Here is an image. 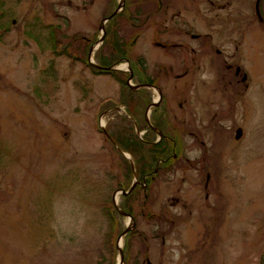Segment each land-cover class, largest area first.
I'll return each instance as SVG.
<instances>
[{"label": "rangeland", "instance_id": "rangeland-1", "mask_svg": "<svg viewBox=\"0 0 264 264\" xmlns=\"http://www.w3.org/2000/svg\"><path fill=\"white\" fill-rule=\"evenodd\" d=\"M111 3L0 0V264H120L119 247L123 264H264V33L249 37L253 51L243 68L253 78L240 101L236 82H221L219 67L147 90L153 102L161 93L184 136L187 168L155 178L152 217L137 199L133 227L116 207L128 191L124 160L134 163L111 137L130 130L126 107L116 106L121 84L84 64L90 48L74 39L94 36L98 64ZM147 35L137 46L145 74L160 69ZM110 43L107 33L102 55ZM124 61L115 64L122 79ZM135 75L127 80L133 90L142 73ZM239 125L245 137L235 143ZM133 175L129 188L139 183Z\"/></svg>", "mask_w": 264, "mask_h": 264}, {"label": "flooded vegetation", "instance_id": "flooded-vegetation-1", "mask_svg": "<svg viewBox=\"0 0 264 264\" xmlns=\"http://www.w3.org/2000/svg\"><path fill=\"white\" fill-rule=\"evenodd\" d=\"M111 2V8L107 9L104 18L113 17L107 22L105 30L106 35L109 33V36L113 31L117 32L116 37L114 34V42L119 49L127 53L126 57H120L121 55L118 57L128 61L139 59L146 68L145 58L137 53V46H140V40H143L147 33L149 34L148 49L157 52L155 61H158L160 69L158 72H146L145 79L150 80L151 83H160L168 78H193L194 70L199 72L202 68L213 70L219 67L217 73L221 82H236L238 91L234 98L237 101L243 99L239 91L242 90V86L248 90L253 78L243 68V62L249 60V54L253 51L252 43L248 40L255 37L259 31L264 33V0H116L115 2L111 0ZM202 2H205L209 9L201 8ZM196 5H198L196 8H191ZM117 17L120 20L112 22ZM214 29L218 30L214 31ZM106 35L99 49L100 54H95L100 66H103L100 64V59L108 58L113 61L117 58L113 56L115 48L102 55L106 48ZM74 37L76 41H81L84 46L90 48L89 61L91 49L97 40L94 36L76 38L75 35ZM242 49L245 51L244 58ZM175 67H180L181 75L176 73ZM246 104L250 109L254 108L253 104L256 106L252 97L246 98ZM165 108L172 123L168 107ZM151 128L161 136L158 139L160 141L162 133L153 124ZM244 129L243 125H239L234 128V137V133H230L235 143L243 141ZM238 130L242 131L240 139H237ZM185 133L188 136L195 135L192 130L191 132L186 130ZM181 136L184 137L182 134ZM186 150L185 145L184 153ZM184 159H186L185 155L182 161ZM182 161L181 168L186 170L187 167Z\"/></svg>", "mask_w": 264, "mask_h": 264}, {"label": "trees", "instance_id": "trees-1", "mask_svg": "<svg viewBox=\"0 0 264 264\" xmlns=\"http://www.w3.org/2000/svg\"><path fill=\"white\" fill-rule=\"evenodd\" d=\"M120 20L118 17L115 18L112 22ZM114 34L116 37V31L112 32L110 38V45L115 48L113 51L114 57H117L115 60L111 61L108 58L100 59V64L103 66H113L114 64H119L124 59L120 57H125L127 53L125 51H120L118 45L114 42ZM51 43L54 46L58 45L54 34L52 35ZM57 43V44H56ZM84 50H86L84 48ZM88 55V50H86V56ZM118 55H121L118 57ZM109 60V61H108ZM114 61H116L114 63ZM134 73L141 72V84H152L158 86L157 83H151L150 80L145 79V73L143 72V62L141 60L129 61ZM83 63L90 66L92 71L96 75L109 74L116 78L121 84V95L119 98L118 104L111 102L106 104L103 108H111L121 105L126 107V111L129 116L133 117L136 120V125H133L132 122L127 118L123 117L122 119L126 122H129L130 130L117 128V131L114 135H111L113 140L117 145H119L123 151H126L131 154L134 163L124 160L127 175V188L130 189V183L133 180V174L138 178L139 182L146 185V188L143 189L140 185H137L130 193V195L125 196L124 202L121 205V209L131 215L134 220H137L136 215L130 211L131 207L137 199L142 200L143 213L148 211L146 214L147 217H152L149 214L150 205H151V191L154 185V180L160 174L165 172H170L175 168H181L180 161L184 155L185 143L184 138L181 136V131L179 128L171 123L167 115V109L165 106L154 108L152 111V123L154 127L162 133V139L158 141L157 133L149 127V124L146 121V111L149 106L152 104V99L150 97L147 89L133 90L128 84L127 80L130 78V74H123L124 78H120L119 73L116 72H105L100 69H96L91 66L85 58ZM139 65V66H138ZM136 130V132H135ZM138 131V132H137ZM139 132H145V135L140 137ZM174 156H177L175 158ZM157 169V172L155 171ZM142 193H147L145 198H142ZM142 207V206H141ZM142 213V212H141Z\"/></svg>", "mask_w": 264, "mask_h": 264}, {"label": "water", "instance_id": "water-1", "mask_svg": "<svg viewBox=\"0 0 264 264\" xmlns=\"http://www.w3.org/2000/svg\"><path fill=\"white\" fill-rule=\"evenodd\" d=\"M116 14V13H115ZM114 14V15H115ZM112 17L113 16H110L109 18H107V19H105L104 20V22H103V24H102V29H103V31H104V28H105V26H104V23L105 22H108L110 19H112ZM104 33H105V31H104ZM93 65V64H92ZM96 68H98V69H100V70H102V71H114L115 69L113 68V67H109V68H104V67H100V66H95ZM133 79V73L131 72V76H130V80H132ZM129 80V81H130ZM129 83V82H128ZM130 84V83H129ZM142 87H147V88H155V87H152V86H148V85H145V86H142ZM141 86H138V88L137 89H139V88H142ZM160 97H161V99L160 100H162V95L160 94ZM159 100V101H160ZM159 102H154L153 103V107H156L157 105H159L158 104ZM147 121L150 123V119H148L147 118ZM241 136H242V131L241 130H238V132H237V139H240L241 138ZM136 187V182L133 184V186L130 188V190L128 191V192H123V194L126 196V195H129L130 193H131V191L134 189ZM115 200V199H114ZM117 207V209L119 210V212L122 214V215H125V216H127V217H130V220L133 222V224H132V226L134 227L135 226V223H134V219L130 216V215H128V214H126L125 212H123L118 206H116ZM132 230V228H127L126 230H125V232L122 234V236H125V235H127L128 234V232L129 231H131ZM119 252H120V256H121V260H120V264H123V261H124V255H123V250H122V248L121 247H119ZM148 264H151L150 263V261H148Z\"/></svg>", "mask_w": 264, "mask_h": 264}, {"label": "bare ground", "instance_id": "bare-ground-1", "mask_svg": "<svg viewBox=\"0 0 264 264\" xmlns=\"http://www.w3.org/2000/svg\"><path fill=\"white\" fill-rule=\"evenodd\" d=\"M124 68H127V66H124ZM155 91L158 93V90L155 89Z\"/></svg>", "mask_w": 264, "mask_h": 264}]
</instances>
